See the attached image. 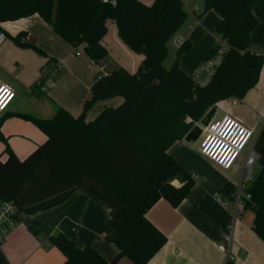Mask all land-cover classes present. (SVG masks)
Listing matches in <instances>:
<instances>
[{
    "label": "trees",
    "instance_id": "trees-1",
    "mask_svg": "<svg viewBox=\"0 0 264 264\" xmlns=\"http://www.w3.org/2000/svg\"><path fill=\"white\" fill-rule=\"evenodd\" d=\"M197 14L213 10L220 16L216 35L229 45L214 74L204 86L183 73L178 59L191 49L184 40L169 68L167 42L185 22L182 0H0V23L34 13L64 41L81 47L98 63L107 53L101 41L112 21L120 40L143 59L133 73L122 68L99 76L91 85V99L83 111L72 116L57 107L52 117L27 116L46 139L23 160L4 145L0 159V205L11 203L12 216L32 214L56 207L75 192L109 210V219L99 235L118 250L109 263L91 245L78 248L61 233L48 238L62 255V264H115L122 257L133 264H147L165 243L163 234L145 218L158 200L177 207L189 194L195 180L171 157L168 150L191 130L217 102L242 99L258 81L264 56L247 49L250 32L257 26L251 7L257 0H202ZM25 34L13 40L22 47ZM211 47L202 61L211 59ZM53 63V60H48ZM41 75L39 82L45 78ZM120 97L121 104L104 108L86 122L84 113L96 101ZM1 123V119H0ZM178 179L179 187L172 181ZM235 187L227 184L222 194ZM245 193L244 210L254 214L252 231L264 241V171L254 172ZM225 264H235L228 259Z\"/></svg>",
    "mask_w": 264,
    "mask_h": 264
},
{
    "label": "crops",
    "instance_id": "crops-1",
    "mask_svg": "<svg viewBox=\"0 0 264 264\" xmlns=\"http://www.w3.org/2000/svg\"><path fill=\"white\" fill-rule=\"evenodd\" d=\"M139 1L149 5L153 0ZM182 2L191 16L189 20L186 17V24L184 22L170 40L175 53L173 38L180 37L191 44V49L178 59L179 69L191 74L205 52L216 44L220 16L210 10L198 18L203 1ZM251 13L257 26L249 34L247 49L264 56V0H257ZM0 30L6 36L0 45V85L8 86L15 94L6 111L0 113V133L20 160L46 139L27 116L48 119L57 107L78 116L84 103L91 99L90 87L99 76L117 68L133 73L143 59L141 54L123 44L112 21H107V32L101 41L107 55L98 63L82 49L79 56H75L74 47L36 13L2 22ZM20 32L25 34L21 41L40 52L16 44L13 38ZM168 50L167 47V54ZM48 60L57 62L60 70L40 83L41 72ZM121 102L120 97L98 100L84 113V120L88 122L104 108L116 107ZM213 106L216 108L213 119L228 115L253 130L251 147L256 153L255 169L264 171V62L257 83L242 99H226ZM218 112L220 116L216 117ZM199 139L200 136L193 144L182 140L168 150L195 184L177 207L160 199L145 213V218L165 237L164 245L147 264H225L228 255L235 264H264V241L252 231L253 212L246 216L244 210L234 219L231 209L223 208L218 200L219 196H224L222 190L227 184L236 186L241 160L239 165L237 162L229 170H223L198 153ZM3 149L0 141L1 160L5 159V155H1ZM173 181V186L180 185L178 179ZM108 219L109 210L80 191L73 192L67 200L51 209L19 213L0 246V264H62L61 253L48 242L50 236L58 233L71 238L78 248L91 245L110 263L118 250L99 235ZM230 233L232 242L226 247L227 253L218 251L217 247L224 244L223 237ZM115 264L133 263L122 257Z\"/></svg>",
    "mask_w": 264,
    "mask_h": 264
},
{
    "label": "built area",
    "instance_id": "built-area-1",
    "mask_svg": "<svg viewBox=\"0 0 264 264\" xmlns=\"http://www.w3.org/2000/svg\"><path fill=\"white\" fill-rule=\"evenodd\" d=\"M114 5L113 0H103ZM6 36L0 30V45L5 41ZM184 40L175 37L172 40L173 46L178 49L182 46ZM218 46L215 55L206 61L201 62L191 72L192 81L204 86L216 68L220 64L224 54L229 49L227 42L217 37ZM78 49V50H77ZM81 47L75 49L74 55L79 56ZM60 70L57 62L48 63L42 70L41 75L55 76ZM108 74V73H106ZM105 74V75H106ZM14 91L6 85H0V113L6 111L11 104ZM234 103V102H233ZM253 137V130L246 128L228 115L218 119H212L208 125L202 129L197 151L198 153L213 162L223 170H229L240 159L242 152L248 147ZM256 156L252 147H250L240 162L239 180L232 194L229 196H219L218 200L225 209H231L234 219L238 218L244 212L245 201L249 196L245 193L248 185L252 181L255 172ZM15 208L11 203L4 202L0 205V246L8 228L13 225L12 216ZM224 244L217 247L218 251L227 253L226 247L231 245V233L223 237ZM228 259L232 260L230 256Z\"/></svg>",
    "mask_w": 264,
    "mask_h": 264
},
{
    "label": "water",
    "instance_id": "water-1",
    "mask_svg": "<svg viewBox=\"0 0 264 264\" xmlns=\"http://www.w3.org/2000/svg\"><path fill=\"white\" fill-rule=\"evenodd\" d=\"M216 108L215 106L211 107L204 116L195 124L191 130L183 137V141L187 144H193L197 141L201 135L202 129L205 128L208 123L213 119Z\"/></svg>",
    "mask_w": 264,
    "mask_h": 264
},
{
    "label": "rangeland",
    "instance_id": "rangeland-1",
    "mask_svg": "<svg viewBox=\"0 0 264 264\" xmlns=\"http://www.w3.org/2000/svg\"><path fill=\"white\" fill-rule=\"evenodd\" d=\"M184 9H185V11L187 13V17H188L187 20H189V17L191 16L190 11H188V9L186 7ZM187 20H186V22H187ZM186 22L184 24H186ZM166 46L168 47L169 50H168L167 57L165 58V60L163 62V65H164L165 68H169L170 65L172 64L173 60L176 57V53L174 52V50H173V48L171 46V40L167 42ZM172 58H173V60H172ZM58 75L56 77H58ZM52 78H55V77H52ZM218 116H220L219 112L217 113L216 117H218ZM252 140H253V137H252L251 141L249 142L248 147L242 152V154L240 156V159L237 161L238 163L236 162L238 165H239L240 160H242V158H244V155H245L246 151L252 146ZM197 144H198V142H197ZM255 155H256V153H255ZM256 169H257V167H256ZM256 169H255V171H256ZM249 215H252V212L247 210L246 211V216H249Z\"/></svg>",
    "mask_w": 264,
    "mask_h": 264
},
{
    "label": "clouds",
    "instance_id": "clouds-1",
    "mask_svg": "<svg viewBox=\"0 0 264 264\" xmlns=\"http://www.w3.org/2000/svg\"><path fill=\"white\" fill-rule=\"evenodd\" d=\"M113 3H115V0H113ZM173 183L175 184L176 182H175V181H173ZM176 186H177V187H179V185H178V184H176Z\"/></svg>",
    "mask_w": 264,
    "mask_h": 264
}]
</instances>
